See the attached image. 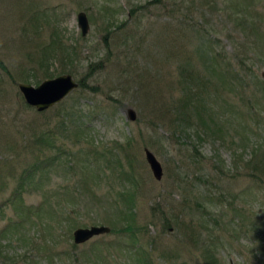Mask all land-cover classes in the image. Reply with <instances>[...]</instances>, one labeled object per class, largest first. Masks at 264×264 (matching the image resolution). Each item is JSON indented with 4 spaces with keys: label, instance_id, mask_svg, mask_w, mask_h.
<instances>
[{
    "label": "rangeland",
    "instance_id": "rangeland-1",
    "mask_svg": "<svg viewBox=\"0 0 264 264\" xmlns=\"http://www.w3.org/2000/svg\"><path fill=\"white\" fill-rule=\"evenodd\" d=\"M245 10L252 16L241 24ZM203 39L226 56L222 68H238L224 83L215 67V93L201 101L213 129L232 119L224 131L169 124L182 95L178 66L188 59L208 73ZM262 71L264 0H0V264H264ZM64 72L81 85L42 115L24 104L18 81ZM34 122L66 150H30ZM90 140L99 154L78 160ZM143 146L161 163L159 179ZM59 151L20 202L4 201L22 167ZM122 210L138 226L134 240L110 230L72 245L75 227H117Z\"/></svg>",
    "mask_w": 264,
    "mask_h": 264
},
{
    "label": "trees",
    "instance_id": "trees-1",
    "mask_svg": "<svg viewBox=\"0 0 264 264\" xmlns=\"http://www.w3.org/2000/svg\"><path fill=\"white\" fill-rule=\"evenodd\" d=\"M244 7H241L242 10ZM244 12V16L243 18H241L240 16V23L243 24L244 22L247 21V18H251L252 15H249V10H245ZM253 23H251L248 26V29L251 30V32L253 33V31L255 32L254 35H260L257 34L259 31V26H257L256 24H254V21H252ZM208 40L207 39H203L202 42V49L203 52L205 53V61H206V67H208V73H204L203 75H201V73H198L196 68H194V64L192 65V63L190 61H188V59H186L185 63H182V65L178 66V70L179 73L181 75V79L178 81L180 84H182V95L180 97V99L178 100V104H179V111L176 112L175 109V115L172 116L169 120V124L172 126V128H175L177 126H182L184 128H188V127H192L194 126L195 129L199 128L200 130H202L205 133H208L210 131H215L217 128L224 131L225 129L222 127V125L224 126L225 124L230 125L231 124V118H224L221 120H214L213 123L216 124L215 129H213L209 123L210 121H212V118H208L209 121H207L206 118H204V113H202L203 111H205L206 109L209 108V105H206L204 103H202L201 101H203L205 96H209L212 93H215V91L210 90L209 85L211 84V73L212 70H216L215 67H221V64L218 63L219 61H223L222 59H224L226 56L221 55L219 56L218 53H216V50L212 49L210 47V45L207 44ZM204 44V46H203ZM222 68V67H221ZM217 75L219 76V78L222 79V81L224 83H227V81H225V79H228L229 83H232L234 80L238 79L239 76H237L238 74V68L234 67L232 63H228V61L224 64V68H222V70H216ZM27 80V79H25ZM228 83V84H229ZM81 85V80H77V86ZM23 99V98H22ZM192 102L193 105L190 106V110L189 108V102ZM24 102V100H23ZM24 104H26V106H28L27 103L24 102ZM165 103H162V105L164 106ZM166 106V105H165ZM164 106V107H165ZM50 108V107H49ZM200 108H202V111H200ZM47 109V108H46ZM40 110L37 111L40 115L43 114V112L46 110ZM166 109V107H165ZM60 110H63V107L61 106H57V111L60 113ZM170 110H172V107L170 105V107H168V109H166V112H169ZM69 115V113H67ZM65 114H63V118L66 120V118L64 117ZM62 119V121L64 122L65 120ZM69 119V118H68ZM67 121V120H66ZM63 122H61V125L63 124ZM69 122H73L72 119H69ZM49 123V122H48ZM57 124H59V121L56 122ZM35 125H33L31 127V140L28 141V147L30 150H32L33 148H39V149H55V148H63L65 149V142L62 138L57 137L56 133L48 128L45 127H40L39 124L35 123ZM180 124V125H179ZM222 124V125H221ZM70 125H72V123H70ZM65 126V125H64ZM69 126V124H68ZM75 126H77L75 124ZM67 127V125H66ZM69 128V127H68ZM79 127H74L73 130L78 129ZM74 130V131H75ZM58 141V143H57ZM99 146V145H98ZM98 146L93 145L91 140L89 142L88 147H85L84 151L81 152L82 156H78V160H83L86 161L88 158V154L90 152L92 153H96L99 154L98 152ZM122 148V144H116L115 148ZM26 148V146H25ZM11 149V145H8V150ZM61 153V151L57 152L56 154L52 155L51 157H49V159H45L42 161V159H39L38 157L32 159V161H30V163L28 165H25L24 167H22L16 177V181H15V187L13 188V190H11V192L9 193V195L7 197H5L4 201H17L19 200V202L21 201V193L24 191L23 188L25 186V184L29 183V182H33L35 179H37V181L40 180V177L44 174V168L48 165L49 163H53V162H57L56 157L58 156V154ZM106 153L102 154V156L104 157ZM126 156V159H129L127 155H124V157ZM81 158V159H80ZM247 161L250 160V158L246 159ZM129 164H131L130 161L126 160ZM67 162H70V160L64 161L65 164H67ZM70 165H73V163H71ZM132 168H128L127 171H124L126 178L129 180L130 178L133 179L135 178L133 175V171H130ZM35 178V179H34ZM43 200H40V202L33 207H37L40 206L43 202ZM22 206V203H21ZM27 207H31V206H27ZM128 211V207H126V209ZM122 214L121 216L118 218V226L117 227H111L110 230L111 231H117V232H128L129 236L134 240L135 239V235L138 233V226H135L133 221L131 219H129V215L127 216L126 213H124V210H122ZM62 214V213H61ZM65 215V213H63ZM19 222V221H18ZM109 230V231H110ZM137 230V231H136ZM73 246H75L76 244L73 242L72 244ZM139 251L142 253L141 256V260L142 262L145 261V248L142 246V248H138ZM210 260H212L210 258ZM213 261V260H212Z\"/></svg>",
    "mask_w": 264,
    "mask_h": 264
},
{
    "label": "water",
    "instance_id": "water-1",
    "mask_svg": "<svg viewBox=\"0 0 264 264\" xmlns=\"http://www.w3.org/2000/svg\"><path fill=\"white\" fill-rule=\"evenodd\" d=\"M76 17L80 33L84 34L88 28L86 14L83 10H79ZM261 77L264 80V71L261 72ZM16 84L24 102L33 106L37 111H40L59 102L77 86V80L70 73L64 72L55 76L45 77L35 85L25 81H18ZM127 112L128 118L131 120L134 119V111L128 108ZM142 150L153 177L159 179L162 175L160 161L147 146H143ZM109 230L110 227L105 224L77 226L72 230V241L74 243H80L95 234L108 232Z\"/></svg>",
    "mask_w": 264,
    "mask_h": 264
}]
</instances>
